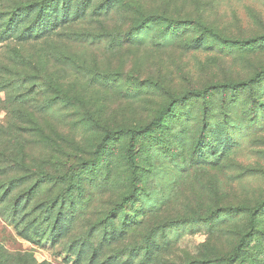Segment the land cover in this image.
Masks as SVG:
<instances>
[{"label": "rangeland", "instance_id": "1", "mask_svg": "<svg viewBox=\"0 0 264 264\" xmlns=\"http://www.w3.org/2000/svg\"><path fill=\"white\" fill-rule=\"evenodd\" d=\"M34 1L0 0V264H264V0H56L9 31ZM165 106L133 186L120 129Z\"/></svg>", "mask_w": 264, "mask_h": 264}, {"label": "trees", "instance_id": "2", "mask_svg": "<svg viewBox=\"0 0 264 264\" xmlns=\"http://www.w3.org/2000/svg\"><path fill=\"white\" fill-rule=\"evenodd\" d=\"M87 2H89V0H84L81 3L83 8L80 5H78L74 10H71L72 9L71 4L67 0L62 1L63 10L61 11V13L63 12V16H64L63 22H66V19L70 18L71 13L74 17L73 20L80 18L85 11V6L87 5ZM115 3H116L115 0H106L107 6H112ZM57 5L58 3L56 0H36L34 2H28V3H25L24 5L16 7L13 10L11 18L9 19V24H10L9 31H13L15 30L16 27L20 26V24L25 19V17L28 16L30 13H35V19L29 31L33 32L34 34H40L52 28L53 26L54 27L52 28L53 29L52 31L56 30L57 27L55 28V26H56V21H57L59 14L57 13L58 11L51 12L50 10L51 8H54V7L57 10L59 6ZM153 19L154 20L161 19L162 21H165V22L169 20L166 17H162V16L158 17L155 15ZM201 27L204 29V31L209 30L205 26L201 25ZM258 76H254L252 78L240 80L237 82H225L218 86L223 89L224 88H230L233 90L238 89V88L246 89V88L253 86L254 83L257 82ZM186 98L187 97H177V100L184 101ZM171 113H172L171 106H165L157 113V115L148 124L141 125L139 127H125L123 129H120L122 132L126 133L129 136V143H128V149H127V160L129 163V167L131 169V183L133 186H136L138 182V162H137V151H136V143H137L138 137L141 135H149L153 133L156 129H158L160 126L163 125L165 118ZM115 134H117V131H113V130L106 131L104 138L99 144V148H103L104 146H106L108 144L109 139ZM74 187H77V185H74ZM135 193L136 191L135 189H133L130 193L125 195L122 198L121 203H119L115 207V209H117L118 207H124L126 204L130 203L133 200ZM242 209L245 210L246 207H242ZM251 210L252 209L249 208L250 216H251L250 231H248L246 235H244L240 239L238 245L234 247L233 254L231 255V259L233 260L238 255H240L241 252L243 251V248H245L249 244V243H245L247 236H250L252 234V231L256 230V223L254 221V217L256 216L257 213H254ZM211 215L217 216V212L215 211ZM57 228H58L57 225H54L52 230L55 231L57 230ZM262 234H264V232H262ZM199 263H204V260L200 261Z\"/></svg>", "mask_w": 264, "mask_h": 264}]
</instances>
